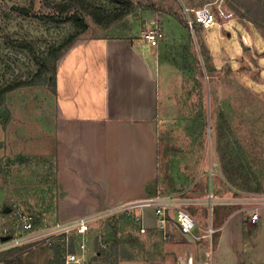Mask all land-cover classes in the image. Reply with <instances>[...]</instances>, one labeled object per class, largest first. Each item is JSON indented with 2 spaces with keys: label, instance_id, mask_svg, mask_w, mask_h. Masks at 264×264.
<instances>
[{
  "label": "rangeland",
  "instance_id": "1",
  "mask_svg": "<svg viewBox=\"0 0 264 264\" xmlns=\"http://www.w3.org/2000/svg\"><path fill=\"white\" fill-rule=\"evenodd\" d=\"M62 1L66 0H0V91L4 90L0 93V232L15 221L14 215H8L10 222L3 212L10 194L20 190L21 176L9 174L13 164L29 167L31 155L40 172L45 170L47 179H52L53 164L44 150L52 141L54 89L51 72L41 76L36 72L47 49L75 29L71 22L40 17ZM84 1L110 12L117 8L108 0ZM131 1L132 12L109 24L96 23L86 12L88 29L78 37L131 33L141 38L151 28L162 34L155 49L160 96L158 171L164 187L158 184L157 188L168 192L171 185L182 184L186 192L177 193L200 200L187 207L196 223L192 230L196 238L175 241L161 227L141 233L121 216L97 217L86 237L87 264H177V257L188 248L194 262L210 250L209 264H264V209L261 219L250 224L247 213L235 204L218 203L210 210L203 202L209 189L216 201L264 193V0ZM203 5L217 14L210 26L184 27L171 14L186 20V8ZM16 6L28 7L30 13ZM188 14L192 16L191 11ZM202 41L207 58L200 54ZM9 85L13 87L5 89ZM34 140L37 144L32 146ZM30 178L35 179L30 188L35 189L36 202L42 203L44 175ZM14 204L20 205L14 200L10 206ZM22 207L36 220L45 209ZM210 221L215 228L211 242L198 237ZM101 243L107 246L105 260L95 255Z\"/></svg>",
  "mask_w": 264,
  "mask_h": 264
},
{
  "label": "crops",
  "instance_id": "2",
  "mask_svg": "<svg viewBox=\"0 0 264 264\" xmlns=\"http://www.w3.org/2000/svg\"><path fill=\"white\" fill-rule=\"evenodd\" d=\"M134 36H81L57 59L52 141L44 150L53 164L52 179H47L45 170L40 172L37 159L33 161L31 155L29 167L13 164L9 174L21 176L20 190L15 189L7 198L9 206L3 208L6 217L14 215L10 203L15 200L20 205L44 206L38 223L51 225L143 198L162 185L158 179L160 96L156 46ZM36 144L34 140L32 146ZM38 173L44 175L45 182L39 204L32 192L35 189L30 188L35 184L30 176ZM171 187L163 191L187 190H182V184ZM46 215L52 219L44 220ZM144 225L146 232L163 228L151 210H146ZM6 226L14 229V223ZM134 228L138 231L137 225ZM164 231L175 241L196 238L192 232L181 234L177 227ZM86 253L87 262L89 249ZM184 253L176 263L183 259L187 264H201L206 258L203 252L204 257L194 262L189 248ZM18 258L21 264H49L54 253L48 243H40L22 251ZM57 259L54 264H62V255Z\"/></svg>",
  "mask_w": 264,
  "mask_h": 264
},
{
  "label": "built area",
  "instance_id": "3",
  "mask_svg": "<svg viewBox=\"0 0 264 264\" xmlns=\"http://www.w3.org/2000/svg\"><path fill=\"white\" fill-rule=\"evenodd\" d=\"M185 11L186 20L191 29L194 23L206 27L216 22L217 14L209 5H203L193 10L186 8ZM188 11H191V17ZM143 36L150 46L155 47L162 34L151 28ZM197 202H200L197 198L185 196L182 193H164L157 188L153 194L143 198L120 202L105 207L98 212L81 215L64 222L56 221L51 225L38 223L39 220H36L35 216L23 209L22 205L14 204L11 206V211L15 217L14 229L3 227L0 251L35 242L46 243L47 241H55L57 239L65 247L62 254V264H85L88 246L86 245V237L95 218L121 216L124 219H128L129 222L136 224L138 230L144 233L146 231L144 225L146 210H151L157 220V224L162 226L166 231L171 232L174 227H177L178 231L185 235L192 232L196 225L187 207ZM203 202L208 205L210 210L213 207L212 205L218 203L235 204L241 212L247 213L246 220L250 224H255L261 219V211L264 209V193H241L239 196L225 197L216 201L209 189L206 201L203 200ZM16 229H20L21 232L16 233ZM214 231L215 228H213L210 221L205 233L198 237H204L210 241ZM71 246L73 249H70ZM101 246H104V244L101 243ZM207 252H205L206 258L201 264H209L208 254L210 250ZM177 264H187V261L181 259Z\"/></svg>",
  "mask_w": 264,
  "mask_h": 264
},
{
  "label": "trees",
  "instance_id": "4",
  "mask_svg": "<svg viewBox=\"0 0 264 264\" xmlns=\"http://www.w3.org/2000/svg\"><path fill=\"white\" fill-rule=\"evenodd\" d=\"M110 3L116 4L117 8L113 10L112 12L105 10L102 7L94 6L92 4H87L84 0H66L59 2L55 5V9L53 12H49L46 14H42L40 17L45 18L46 20H49L51 22L55 23H61V22H71L75 29L73 32H71L66 38H64L60 43L54 46H50L47 49L46 55L44 57L39 58V68L36 72L37 76H41L46 74L47 72H51V82L53 85H55V67H56V61L60 57V55L64 52L67 47H69L73 41L78 38V36L86 31L88 29V23L85 19L84 14L87 12L91 15L92 19L96 23H103V24H109L110 22L116 21L118 19H121L126 14L132 12L134 9L133 3L131 0H108ZM262 2V0H260ZM16 9L23 11V13L29 14L30 8H24L22 6H16ZM173 16L176 17V19L181 23L184 27H188L187 20H182L176 12H171ZM196 25H200L198 23H195ZM194 24V25H195ZM201 26V25H200ZM207 46L205 45L204 41H202V44H200V54L202 56L207 55L208 50ZM207 57H209L207 55ZM206 57V58H207ZM20 82L16 83L15 85H19ZM13 86L9 85L5 89L11 88ZM1 90L0 93H2ZM159 179V178H158ZM114 235H116V232H114ZM117 239V238H114ZM128 239H131L129 237ZM42 242H35L33 244H28L21 247H12L6 250L0 251V261H3L8 264H21L18 258V255L24 251L27 250L37 244H40ZM53 250L54 259L49 260V264L56 263V260L59 256H61L64 253L65 248L60 244H52L50 246ZM106 244L104 246H98L97 252L95 255H102V260H105L108 258ZM70 249H73L71 246ZM95 259V258H93ZM87 264V262L85 263Z\"/></svg>",
  "mask_w": 264,
  "mask_h": 264
},
{
  "label": "water",
  "instance_id": "5",
  "mask_svg": "<svg viewBox=\"0 0 264 264\" xmlns=\"http://www.w3.org/2000/svg\"><path fill=\"white\" fill-rule=\"evenodd\" d=\"M2 115H3V117H4V118H6V116H7V113H6V111H5V110H3V111H2Z\"/></svg>",
  "mask_w": 264,
  "mask_h": 264
}]
</instances>
